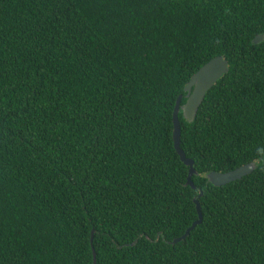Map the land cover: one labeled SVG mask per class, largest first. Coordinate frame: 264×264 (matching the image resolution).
I'll return each instance as SVG.
<instances>
[{"label":"trees","instance_id":"16d2710c","mask_svg":"<svg viewBox=\"0 0 264 264\" xmlns=\"http://www.w3.org/2000/svg\"><path fill=\"white\" fill-rule=\"evenodd\" d=\"M216 56L227 72L178 113L192 187L172 112ZM92 248L264 264V0H0V264H93Z\"/></svg>","mask_w":264,"mask_h":264},{"label":"water","instance_id":"95a60500","mask_svg":"<svg viewBox=\"0 0 264 264\" xmlns=\"http://www.w3.org/2000/svg\"><path fill=\"white\" fill-rule=\"evenodd\" d=\"M263 39V35L258 34L253 39V43H258ZM228 66L227 61L224 60L221 56H216L210 59L208 62L203 64L189 79L184 90L186 91L187 99L185 103L180 104L181 95H179L176 99L173 112H172V139L173 146L181 161L188 166V175H187V183L193 187L191 181V175L194 173L193 161L185 156V153L180 147V122L178 119V113L181 111L182 116L191 121L193 120L196 111L202 102L206 92L216 83V81L227 72ZM255 164L253 162L241 165L235 169L226 172H210L208 174L209 180L216 186H220L226 184L230 181L241 178L244 175L250 173ZM196 203V211L198 214V219L193 221L192 224L185 230L184 234L180 236L177 240L184 238L188 232L201 221V212L199 208V204L195 199ZM92 239V235H91ZM93 251L94 263L95 264V252Z\"/></svg>","mask_w":264,"mask_h":264}]
</instances>
